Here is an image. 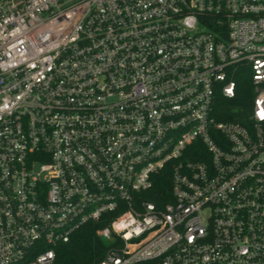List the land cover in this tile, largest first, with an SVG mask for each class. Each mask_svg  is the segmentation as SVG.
<instances>
[{
    "label": "built area",
    "instance_id": "built-area-1",
    "mask_svg": "<svg viewBox=\"0 0 264 264\" xmlns=\"http://www.w3.org/2000/svg\"><path fill=\"white\" fill-rule=\"evenodd\" d=\"M90 223L97 264H264V0H0V264Z\"/></svg>",
    "mask_w": 264,
    "mask_h": 264
},
{
    "label": "trees",
    "instance_id": "trees-1",
    "mask_svg": "<svg viewBox=\"0 0 264 264\" xmlns=\"http://www.w3.org/2000/svg\"><path fill=\"white\" fill-rule=\"evenodd\" d=\"M243 87L249 85L248 78H241ZM248 101L253 95L248 93ZM171 181L166 173H161L153 188L150 197L153 200H170L169 192ZM100 223H90L78 229L68 242L60 243L55 248V258L52 264H97L101 261L108 249L105 242L97 234Z\"/></svg>",
    "mask_w": 264,
    "mask_h": 264
},
{
    "label": "rangeland",
    "instance_id": "rangeland-1",
    "mask_svg": "<svg viewBox=\"0 0 264 264\" xmlns=\"http://www.w3.org/2000/svg\"><path fill=\"white\" fill-rule=\"evenodd\" d=\"M102 240L105 242V244L109 243V240L106 237H102Z\"/></svg>",
    "mask_w": 264,
    "mask_h": 264
}]
</instances>
